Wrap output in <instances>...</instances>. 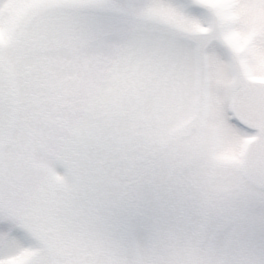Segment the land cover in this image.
<instances>
[{"label":"snow or ice","instance_id":"snow-or-ice-1","mask_svg":"<svg viewBox=\"0 0 264 264\" xmlns=\"http://www.w3.org/2000/svg\"><path fill=\"white\" fill-rule=\"evenodd\" d=\"M0 264H264V0H0Z\"/></svg>","mask_w":264,"mask_h":264}]
</instances>
